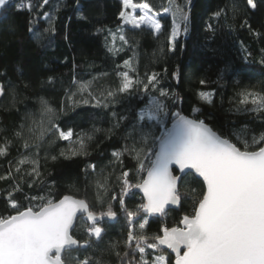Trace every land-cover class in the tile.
I'll use <instances>...</instances> for the list:
<instances>
[{
	"label": "trees",
	"instance_id": "1",
	"mask_svg": "<svg viewBox=\"0 0 264 264\" xmlns=\"http://www.w3.org/2000/svg\"><path fill=\"white\" fill-rule=\"evenodd\" d=\"M253 2L254 9L247 0H133L148 3L157 14L161 30L155 33L121 20L120 0H9L0 8V147L5 148L0 155V218L16 214L9 194L21 211L42 202L32 197L56 202L65 195L84 200L97 215L111 206L117 215L97 224L103 229L99 239L88 235L90 225L83 217L77 219L71 235L80 243L64 252V264L85 259L91 264H128L132 257H125L129 249L124 242L130 225L119 197L124 171L133 183L146 174L138 176L136 153L131 151L142 147L141 130L159 136L178 112L203 121L225 134L223 138L234 129L241 136L250 129L257 135L264 132V115L251 111V104L239 103L245 90L264 94V0ZM177 6L189 16L187 32ZM174 26L179 31L170 45ZM29 28L38 29L40 38ZM225 64L231 70L219 78ZM124 72L133 87L120 93ZM153 73L157 83L145 91L143 85ZM201 92L212 102L201 100ZM150 99L165 105L168 115L141 120ZM69 130L70 139H60L59 132ZM80 141L85 154L72 155ZM231 142L243 150L235 136ZM259 146L254 145L256 150ZM134 188L124 196L125 206L133 211L143 203ZM178 190L177 209L160 216L140 211L133 217V231L151 237L161 234L162 227H179L184 215H194L202 183L189 173ZM144 219L148 223L141 230ZM146 254L152 258L156 253L146 249ZM164 254L172 264L173 256Z\"/></svg>",
	"mask_w": 264,
	"mask_h": 264
},
{
	"label": "snow or ice",
	"instance_id": "2",
	"mask_svg": "<svg viewBox=\"0 0 264 264\" xmlns=\"http://www.w3.org/2000/svg\"><path fill=\"white\" fill-rule=\"evenodd\" d=\"M43 2L48 4L49 0ZM122 4L125 9H139L142 13L137 20L130 19L126 12L121 11L120 19L125 23H131L137 29L146 24L156 32L161 30V24L155 19L148 3L122 0ZM8 5L9 0H0V8ZM247 6L254 9L256 4L253 0H247ZM176 11L181 14L184 31L187 32V12L179 6ZM178 31L174 26L169 37L170 45L175 41ZM29 32L37 39L40 38L38 29L29 28ZM120 39L127 43L123 35ZM172 50L170 47L169 51ZM128 63L125 61L126 65ZM261 63H264V59ZM230 70V64L220 67L219 78H223ZM121 75L123 83L118 92L123 93L133 87V80L127 72ZM156 75L153 73L147 77V83L143 85L145 91L149 85L155 87ZM200 83L204 84L205 81L201 80ZM3 91L0 87V93ZM108 95L112 96L113 93L109 92ZM160 95L165 96L167 93L161 91ZM239 95L241 105L251 104V111L264 115V94L245 90ZM199 96L205 102H212L208 93L201 92ZM149 104L155 105L162 115H168L162 103L150 99ZM172 115L175 119L170 129L161 131L159 136L151 130H141L142 147L131 150L136 153L138 176L144 172L146 176H139L133 183L128 171L122 173L124 192L119 197V203L130 225L124 242L129 249L125 257H132L128 264H171L164 249L176 254L175 264H264V146H259L258 150L254 147L264 145V132L257 135L254 129H250L241 136L234 129L226 138H221L225 134H218L203 121L187 119L178 112ZM140 119H144L143 112ZM148 119L159 120V117L149 112ZM242 127L247 128V125ZM59 135L60 139L68 140L73 133L71 130L60 131ZM249 135L251 141L247 138ZM232 136L244 144L243 150L231 142ZM79 143L80 148L71 150L72 155L85 154L83 142ZM4 151L5 148L0 147V155ZM170 165H177L181 176H174ZM186 169L194 170L203 180V190L194 201V215L183 216L180 220L183 227H162V234L149 237L143 231L134 232L132 225L136 221L133 217L138 212L163 215L167 205L179 202L178 182L189 174ZM33 172L39 175L36 168ZM133 187L140 189L144 201L137 205L135 211L125 206L124 199L127 190ZM9 197L16 214L0 218V264H64V252L80 243L71 235L77 213L86 215L87 220L91 221L87 232L90 237L97 239L101 238L103 232L102 227L97 226L98 221L105 216L114 218L117 215L111 206L97 215L85 201L75 200L69 195L63 196L58 202L51 199L44 202L43 197H32L42 202L38 207H29L23 211L17 208L11 194ZM112 199L117 197L112 196ZM147 223L144 219L139 223V229L143 230ZM88 244L89 241L85 240L84 245ZM146 249L153 250L155 256L147 257ZM116 254L120 255L119 252ZM79 264H91V261L85 259Z\"/></svg>",
	"mask_w": 264,
	"mask_h": 264
},
{
	"label": "water",
	"instance_id": "3",
	"mask_svg": "<svg viewBox=\"0 0 264 264\" xmlns=\"http://www.w3.org/2000/svg\"><path fill=\"white\" fill-rule=\"evenodd\" d=\"M182 116H184V117H186L187 119H193V118H190V117H187V116H185V115H182ZM172 123H173V121L169 124V126L167 127V129L166 130H168V129H170L171 127H172ZM206 125V124H205ZM206 126H208V125H206ZM209 127V126H208ZM221 138H223V137H221ZM262 146H264V145H262ZM170 170L172 171V174H173V171H175L176 172V175H174V176H177V177H179V176H181V172H180V170H179V167L177 166V165H170ZM186 172H188V173H191V174H193L201 183H202V185H203V180H202V178H200V177H198L196 174H195V172H194V170H191V169H186L185 170ZM145 176H146V174H145ZM181 181V180H180ZM180 181L178 182V187H179V184H180ZM134 191H135V193H137V195H139L140 197H141V199L143 200V193L140 191V189H138V188H134ZM73 199H75V200H82V199H78V198H75V197H73V196H71ZM63 198V197H62ZM61 198V199H62ZM60 200V199H59ZM58 200V201H59ZM58 201H56V202H58ZM84 201V200H83ZM144 202V201H143ZM179 205H180V200H179V202L177 203V204H170V205H167L166 206V209H165V212H167L169 209H177L178 207H179ZM144 215H148V214H146V213H143ZM15 215V214H14ZM148 216H160L159 214H157V215H148ZM79 217H83L84 218V220L89 224V225H91V221H88L87 220V218H86V215H84V214H82V213H77V219L79 218ZM77 219L74 221V226H75V223H76V221H77ZM106 219H111V218H108V217H103V218H101L99 221H98V223H100L102 220H106ZM74 226H73V228H72V230L74 229ZM179 227H183V225H179ZM72 230H71V232H72ZM162 234V233H161ZM78 246H79V244L78 245H76V246H72V248L70 249V250H74V249H76V248H78ZM165 251H167L169 254H171L172 256H173V261H172V264H175V260H176V254L175 253H173V252H171V250H169V249H164ZM69 251V250H68ZM183 251V250H182Z\"/></svg>",
	"mask_w": 264,
	"mask_h": 264
},
{
	"label": "rangeland",
	"instance_id": "4",
	"mask_svg": "<svg viewBox=\"0 0 264 264\" xmlns=\"http://www.w3.org/2000/svg\"><path fill=\"white\" fill-rule=\"evenodd\" d=\"M122 2V0H120ZM123 6V4H122ZM123 11L126 12V14H128L129 18L132 19H139V16L142 15L141 11L139 9H136L135 11H133L132 9H125L124 6H123ZM161 13H164V12H161ZM153 15L155 17V19L157 20L158 23H160L159 19H158V16L156 13L153 12ZM130 26H132L131 23H128ZM141 26H145V27H148L150 29H152L150 26L146 25V24H142ZM133 27V26H132ZM155 33L156 31L154 29H152ZM143 115L145 118H148V113L151 112L153 116H156V117H159L161 113H159L155 107V105H150L149 104V107L147 109H144L143 111Z\"/></svg>",
	"mask_w": 264,
	"mask_h": 264
}]
</instances>
